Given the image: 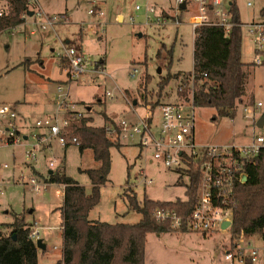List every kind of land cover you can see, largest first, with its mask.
<instances>
[{
	"label": "rangeland",
	"instance_id": "rangeland-1",
	"mask_svg": "<svg viewBox=\"0 0 264 264\" xmlns=\"http://www.w3.org/2000/svg\"><path fill=\"white\" fill-rule=\"evenodd\" d=\"M38 1L44 13L51 17L63 15L59 13L67 8L69 20L60 19L54 28L41 30L34 23V17L26 15L21 25L0 32V103L17 105L20 116L22 108L29 126H33L42 114L38 113L40 110L35 112V106L44 102L51 105L60 84L79 109L90 107L91 110H87L88 117H92L90 124L102 126L107 123L104 112L111 118L134 120V108L140 116L145 115V106L149 104H144L142 94L146 93L147 103L157 99L159 82L169 71L170 49L173 50L172 74L193 71L195 33L191 16L197 12L194 2H189L181 11L176 0H95L103 5L102 14L97 15L89 12L94 0ZM248 2L252 5L249 6ZM8 4L9 0H0V7L7 9ZM236 4L243 23L264 20L261 14L264 0H236ZM162 10L173 15L162 16L172 20L165 25L157 23ZM177 19H180L179 23H176ZM34 28L36 33L31 34ZM80 31H83V54L90 65L85 73L75 77L63 50L64 46L80 45ZM257 55L253 35L244 28L242 59L246 63V95L234 118H215L214 108L196 107L197 143H248L255 134L264 130L251 118H245L243 110L252 100L261 102L259 117L264 116V65L253 63ZM25 59L32 62L29 68L21 64ZM135 68L138 72L132 77L130 72ZM148 75L150 81L146 84ZM179 84L180 80L173 77L165 87L160 103L179 100ZM20 132L23 137L26 131L20 129ZM35 141V137L28 133V138H22L18 143L0 144V223L12 222L13 212H25L31 227L35 221L40 222L38 239L44 240L45 248L40 252L39 262L56 264L62 257L63 232L61 220L54 218V214H60L63 195L58 193L62 190L61 184L48 181L49 167L45 162L56 160V166L50 168L52 172L65 166L66 173L85 186L88 193L91 181L85 170L97 168L99 162L91 149L80 151L77 145L65 147L56 139L51 141V148L41 149L36 159L31 160L27 153ZM122 143L121 147L114 146L110 150L112 166L109 179L101 185L100 201L90 211V220L138 222L141 214L129 210L124 195L127 188L133 189L139 199L144 195L161 201L186 198L189 180L185 175L153 159L151 150H141L133 142ZM33 166L37 173L44 175L36 174ZM143 174L153 182L145 184ZM37 176L49 183L43 193L34 192L28 182ZM229 242L228 233H213L205 237L198 232L175 229L174 232H152L147 235L144 264H229L224 257Z\"/></svg>",
	"mask_w": 264,
	"mask_h": 264
},
{
	"label": "trees",
	"instance_id": "trees-1",
	"mask_svg": "<svg viewBox=\"0 0 264 264\" xmlns=\"http://www.w3.org/2000/svg\"><path fill=\"white\" fill-rule=\"evenodd\" d=\"M8 5L6 13L0 16V32L21 25L25 22L24 15L33 12L26 0H9ZM185 8L186 5L180 7L181 11ZM230 13L236 23L230 33H225L217 25H201L195 30L193 71L172 74L173 50H169L168 74L159 82L154 102L147 103L146 93L142 94L145 105L151 104L156 108L165 87L176 77L180 80L177 88L179 98L186 99L193 91L196 107L214 108L215 118L236 116L238 105L246 95L247 73L242 59L243 28L239 25L242 20L236 0L230 6ZM261 14L264 15V8ZM75 47L81 52V43ZM31 63L25 59L21 64L29 68ZM261 65H264V54ZM149 81L148 75L146 84ZM249 103L252 104L253 100ZM103 116L105 122L114 121L105 112ZM91 121L92 117H82L72 121L70 126L71 134L79 139V150L91 149L99 162L97 168L85 170L91 181L89 193L85 186L66 173L65 166L49 173L47 178L49 182L65 184L63 204L59 207L63 232L62 257L56 264H144L147 235L174 232L169 222L156 220L154 211L158 207L180 212L191 209L196 200L197 181L191 179L186 187V198L175 201L153 200L146 195L139 199L133 189H124L129 210L140 213L141 219L136 223L93 222L89 213L100 201L101 185L109 179L112 166L110 150L114 146L121 147L123 143L116 135L108 134L104 125L94 126ZM246 170L247 180L237 186L233 232L244 230L252 234L264 228V152ZM31 231L25 212H13L12 222L0 223V264H41L39 256L42 249L31 238Z\"/></svg>",
	"mask_w": 264,
	"mask_h": 264
},
{
	"label": "built area",
	"instance_id": "built-area-1",
	"mask_svg": "<svg viewBox=\"0 0 264 264\" xmlns=\"http://www.w3.org/2000/svg\"><path fill=\"white\" fill-rule=\"evenodd\" d=\"M26 1L32 6L34 23L41 30L54 28L60 19L67 20L65 15L51 17L44 13L38 0ZM189 2L197 5V12L191 16L194 32L201 25H217L225 33H230L236 24L230 13L233 0H176L179 6ZM248 5L251 6L252 3L248 2ZM7 10L8 8L0 7V16ZM89 12L102 14L94 4ZM166 18L159 17L157 23L165 25L172 21ZM179 22L177 19L176 23ZM239 25L253 35L255 51L258 53L253 63L261 64L264 54V20L242 22ZM31 33H36V29H32ZM63 55L69 59L71 73L75 77L87 71L90 63L75 46H64ZM137 72L138 69L135 68L130 75L135 77ZM108 96L113 98L110 93ZM261 106V102L245 105L244 117L251 118L257 124ZM195 108L192 91L186 99L162 102L155 109L150 104L145 106L144 116H140L133 108L134 120L114 118L113 122L104 123V128L108 134L116 135L121 142H133L142 149L151 150L153 159L185 175L189 183L191 179L197 181L196 200L191 209L186 208L180 212L158 207L154 211L156 220L169 222L175 230L198 232L205 237L213 233H228L230 242L224 251V257L229 264H264V228L252 234H247L244 230L236 234L233 232L237 186L247 180L248 165L255 163L264 152V130L255 134L248 143L199 144L195 138ZM87 110H91L90 107L79 109L76 102L69 99L62 84L57 86L55 110L36 118L33 126L20 118L15 104L0 103V144L18 143L22 138H28L29 133L36 139L27 153L31 160L36 159L37 152L54 139L65 147L79 145V139L71 134L70 126L72 121L89 116ZM260 128L264 129V122ZM20 129L27 131L25 136H21ZM48 166L54 168L56 160L50 159ZM143 175L145 184L153 182ZM28 182L36 193H43L49 184L38 176L31 177ZM61 186L62 190H58V193L64 197L65 184ZM184 211L186 213H182ZM57 217L60 218V214H54V218ZM226 221L230 224L224 228ZM38 224L37 221L34 222L30 233L35 241L39 238Z\"/></svg>",
	"mask_w": 264,
	"mask_h": 264
},
{
	"label": "crops",
	"instance_id": "crops-1",
	"mask_svg": "<svg viewBox=\"0 0 264 264\" xmlns=\"http://www.w3.org/2000/svg\"><path fill=\"white\" fill-rule=\"evenodd\" d=\"M96 5L101 11H102V6L103 5H101V4H99V2L97 1V2H95V0L93 1V3H92V5ZM39 6H40V3H39ZM40 8H41V6H40ZM186 8H187V5H186ZM155 8L153 7V10H154ZM103 12V11H102ZM63 14V15H65L66 17H67V19L70 17V15H69V11H68V9L66 8V10L65 11H63V12H60L59 14ZM97 15H101V14H97ZM164 15H168L167 17H171V16H173L170 12H168V11H166V10H162L160 13H159V17H162V16H164ZM32 17V16H31ZM159 17H157V19L159 18ZM148 19H149V17H148ZM69 20V19H68ZM180 20V19H179ZM65 23V22H64ZM66 23H68V21L66 22ZM31 33V32H30ZM32 34V33H31ZM82 39H83V31H80V36H79V42H81V44H82V50H81V52L83 53V42H82ZM69 42V41H68ZM73 44H71V46H72ZM71 46H69V47H71ZM74 46H75V44H74ZM61 81V80H60ZM69 83V82H68ZM69 94V93H68ZM70 95V94H69ZM254 103V102H253ZM250 104V103H249ZM52 105L54 106V108H52ZM41 106H42V108H41ZM16 107H17V105H16ZM17 109V108H16ZM54 109H55V100L51 103V105H49L48 103H46V102H44L42 105H37V106H35V108H34V110H35V112H37L38 110H40V112H38V113H42L40 116H43V115H45V114H47V113H50V112H52V111H54ZM20 112L22 113L21 114V116H20V118L22 119V120H26L27 121V116H26V113L24 112V110L21 108V110H20ZM27 132V131H26ZM26 132L24 133V136H25V134H26ZM196 138V137H195ZM25 139H27L26 137H25ZM51 146H52V142H51V144H49V145H46V146H44L43 148H42V150L45 148V147H50L51 148ZM41 150V151H42ZM46 150H48V149H46ZM50 160V159H49ZM49 160H48V162H49ZM150 161H153V159H151ZM48 162H45V164H47V166H48ZM28 166H29V164H28ZM49 167V166H48ZM33 168H34V166H33ZM34 170V172L36 173V174H39V175H44L43 173H40V172H38L37 173V170L34 168L33 169ZM52 171V169H50L49 168V171H48V173H50ZM32 211H34V210H32ZM39 225H41L40 224V222H39ZM43 242H44V240L43 239H41Z\"/></svg>",
	"mask_w": 264,
	"mask_h": 264
},
{
	"label": "water",
	"instance_id": "water-1",
	"mask_svg": "<svg viewBox=\"0 0 264 264\" xmlns=\"http://www.w3.org/2000/svg\"><path fill=\"white\" fill-rule=\"evenodd\" d=\"M180 7L184 8L185 3H183ZM29 15L32 16L33 12H30ZM134 103H136V101ZM263 122H264V116H261L258 120V126L261 127L263 125ZM50 173H52V171ZM229 224L230 223L228 221H226V222H224L223 227L226 228ZM37 246H38V248H41L42 250L45 248V244L42 242L41 239L37 240Z\"/></svg>",
	"mask_w": 264,
	"mask_h": 264
}]
</instances>
